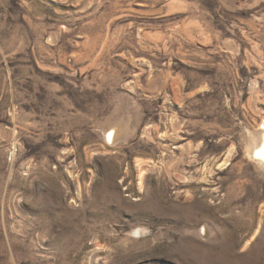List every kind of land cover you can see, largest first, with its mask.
Returning <instances> with one entry per match:
<instances>
[{"label":"rangeland","instance_id":"rangeland-1","mask_svg":"<svg viewBox=\"0 0 264 264\" xmlns=\"http://www.w3.org/2000/svg\"><path fill=\"white\" fill-rule=\"evenodd\" d=\"M263 121L264 0H0V264H264Z\"/></svg>","mask_w":264,"mask_h":264},{"label":"bare ground","instance_id":"bare-ground-1","mask_svg":"<svg viewBox=\"0 0 264 264\" xmlns=\"http://www.w3.org/2000/svg\"><path fill=\"white\" fill-rule=\"evenodd\" d=\"M261 128H262V133H261L260 142L256 147L253 148L252 154L255 159H257L258 161L264 164V121L262 122ZM107 138L111 140V142L113 143L114 141L113 132L110 131L107 135Z\"/></svg>","mask_w":264,"mask_h":264}]
</instances>
